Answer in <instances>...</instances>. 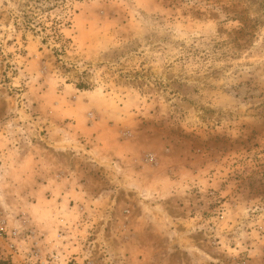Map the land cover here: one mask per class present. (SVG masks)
Wrapping results in <instances>:
<instances>
[{"label": "rangeland", "instance_id": "1", "mask_svg": "<svg viewBox=\"0 0 264 264\" xmlns=\"http://www.w3.org/2000/svg\"><path fill=\"white\" fill-rule=\"evenodd\" d=\"M2 218L44 264H264V0H0Z\"/></svg>", "mask_w": 264, "mask_h": 264}, {"label": "built area", "instance_id": "2", "mask_svg": "<svg viewBox=\"0 0 264 264\" xmlns=\"http://www.w3.org/2000/svg\"><path fill=\"white\" fill-rule=\"evenodd\" d=\"M7 222L4 218L0 220V264H44L34 251L28 252V230L10 228Z\"/></svg>", "mask_w": 264, "mask_h": 264}, {"label": "crops", "instance_id": "3", "mask_svg": "<svg viewBox=\"0 0 264 264\" xmlns=\"http://www.w3.org/2000/svg\"><path fill=\"white\" fill-rule=\"evenodd\" d=\"M64 176H68V175H66L65 174V172L64 173H62ZM41 180V183L39 182V181H36L38 184H40V186H38V189L36 190V189H34V187H33V189H32V192L31 193H37L38 192V190H39V188L41 189V191H42V193L43 194H46L47 193V191L49 190V187H50V185H46V184H49L50 183V181L48 180V179H46V178H44V179H40ZM58 182H59V180H58ZM52 183V182H51ZM46 192V193H44V192ZM76 192V194H78V195H80V193H78L77 191H75ZM48 197V195H46L45 196V198H47ZM80 196H78V198H79ZM81 197H83V196H81ZM96 198V197H95ZM64 199V198H63ZM76 199V198H75ZM80 199V198H79ZM98 200H103L102 198H98ZM90 203V202H89ZM67 209V208H66ZM72 210L74 211L75 210V208L73 209L72 208ZM67 211H70L69 210V208L67 209ZM138 227H137V229H139V230H141V227H140V225H137ZM23 228V227H22ZM172 228V227H171ZM175 230V229H174ZM129 236V241H127V243H130V244H128L129 246H136V247H141V246H147V245H144V243H142V242H140V241H137V238H132L130 235H128ZM154 239H157V238H154ZM152 242V241H151ZM187 242V241H186ZM109 243V242H108ZM166 244V246H168V251H169V253H165L164 252V254L162 255V254H159L160 255V258L163 260V264H168V263H170L171 262V260L173 259L172 257H174L173 256V252H174V250L172 249V248H174L173 246H172V243L169 241V243H165ZM110 245V244H109ZM156 246V243H154V242H152L151 244H149L147 247H155ZM71 247V246H70ZM72 248V251L74 250L75 251V249L76 248H74V246H72L71 247ZM132 250V249H131ZM131 250H125V248H124V250L120 253V254H118V258H117V263L118 264H136L137 263V261H139V259H140V257H139V253H138V251L137 250H134V251H131ZM147 255H149L150 256V258H151V260H150V258H146L147 259V261H146V263H148V264H153V260L156 258V257H158L159 255L157 254V253H147ZM73 259L74 260H76V261H79L80 262V260H81V258H80V256L79 257H76L75 256V258L73 257ZM144 260V259H143ZM117 263H114V264H117Z\"/></svg>", "mask_w": 264, "mask_h": 264}]
</instances>
